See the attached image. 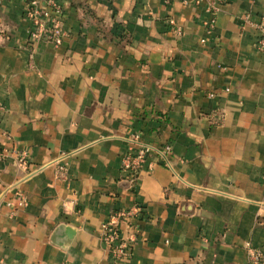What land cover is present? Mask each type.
<instances>
[{
	"label": "crops",
	"instance_id": "obj_1",
	"mask_svg": "<svg viewBox=\"0 0 264 264\" xmlns=\"http://www.w3.org/2000/svg\"><path fill=\"white\" fill-rule=\"evenodd\" d=\"M53 1L67 32L59 47L31 41L26 0H0V133L9 137L0 134V262L264 256V0ZM132 133L172 147L170 166L151 157L134 187L122 170ZM134 207L141 213L120 225L130 254L117 261L102 225Z\"/></svg>",
	"mask_w": 264,
	"mask_h": 264
},
{
	"label": "built area",
	"instance_id": "obj_2",
	"mask_svg": "<svg viewBox=\"0 0 264 264\" xmlns=\"http://www.w3.org/2000/svg\"><path fill=\"white\" fill-rule=\"evenodd\" d=\"M27 11L26 17L31 23V41H47L51 44L59 47L63 45L64 39L67 35L64 27L61 15L62 7L59 6L55 1L48 0L47 4L40 5L38 0H26ZM176 0H164L166 4ZM183 4L188 5L191 3H202L205 0H179ZM207 12L210 17L204 21L207 34H212L216 25V16L218 13V7L216 3L211 2L207 7ZM173 26H176L171 21ZM259 31V37L256 41V47L259 51H264V21L259 22L256 25ZM176 31L180 34L181 29L177 27ZM3 110V107L0 108ZM3 137L9 139L5 132L0 133ZM128 151L122 161V170L125 175V179L134 187L138 181L141 170L146 166L151 157H156L159 162L170 166V159L172 155V147L165 146L163 148L148 145L142 142L141 135L139 133H132L127 137ZM16 154V160L20 165H26L29 163V154L27 151L14 150ZM57 175L62 180L68 179V166L65 164H59L57 167ZM18 201V206L26 208L28 206V199L22 191H18L15 195ZM3 203H0V209ZM141 213L139 207H134L130 210H122L106 221L102 225V240L109 247L110 253L113 258L117 261L126 259L130 254L131 244L127 241L121 232L120 225L125 220H130ZM250 262L251 264H264V256L252 249L250 251ZM0 264H5L0 262Z\"/></svg>",
	"mask_w": 264,
	"mask_h": 264
}]
</instances>
